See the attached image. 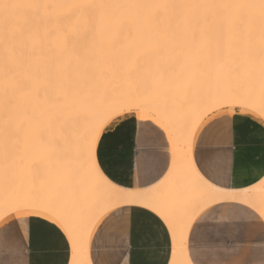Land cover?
I'll use <instances>...</instances> for the list:
<instances>
[{
    "label": "snow or ice",
    "instance_id": "6c2138e0",
    "mask_svg": "<svg viewBox=\"0 0 264 264\" xmlns=\"http://www.w3.org/2000/svg\"><path fill=\"white\" fill-rule=\"evenodd\" d=\"M59 7L66 9L65 14L58 20L57 36H62L65 45L74 42V34L77 28L72 25L71 18L74 12L84 8L109 7L116 12L121 9H149L161 8H191L212 10L215 14L214 31L210 39L215 41V54L213 50L196 47L186 53L177 52L169 45V40L182 39L183 34L178 30L173 31L170 37H160L153 33H145L142 41H133L127 46L108 51L104 43L97 44L93 37L94 51L91 54L78 56L77 61L58 66V62L43 55L48 42L53 38L51 31L46 28L42 33L40 24L42 19L32 14L24 15L15 28L10 29L3 37L0 44L3 45V58L0 60V100L8 110L9 115L5 121L4 132L6 137L13 134L25 136L27 151H32L35 134H29L24 130V124L29 126L34 121L47 124L49 135L39 133V151L37 158L33 159L26 170H18L13 173L11 166L5 179L12 182L14 176L26 174L35 180L42 175V165L57 157L60 141L56 137V128L59 126L65 145L72 143L73 134H79V125L82 116L96 111L101 105L98 100H107L117 93H123L127 88H133L139 94L150 99L162 101L165 106L180 103L189 98L194 85H199L213 77L219 78L226 75L231 79L247 80L250 85H258L252 91H242L239 87L232 88L225 96L223 105L219 110L221 115L209 113L213 118L206 125L201 134L202 139L212 140L216 133L228 121V112L235 114L237 111L246 119L264 124V0L259 4L249 3L246 0H219L211 3L193 4H161V3H115L110 5L95 3H78L76 0H68L61 4H41L35 0H20L17 3L6 4L0 0V9H30ZM258 9L261 20V48L258 62L253 61L249 49L241 47V25L249 20L247 10ZM132 19V18H129ZM114 20L119 27L125 24V18L115 16ZM200 18L193 17V22L199 24ZM232 39V52L227 60L223 58V43L226 37ZM195 38V32H193ZM203 38V34H202ZM168 51L165 56L164 51ZM53 84H59L64 90V98H54L50 94ZM131 87H127V86ZM44 105L40 104L41 100ZM146 105L128 104L126 108L120 105H106L104 114L99 119L89 122L84 143L78 144L80 151L86 153L90 162V173L103 177L111 182L106 164L115 162V150H107L104 158H101L100 145L112 140L116 133L121 132L124 123H131L132 119L138 121L137 152L135 172L139 188L152 185L158 181L165 170L168 169L169 158L168 144L165 143L167 128L163 123H156L147 115L136 116L135 113L145 108ZM22 118L20 127H15L16 117ZM235 116H233V119ZM205 134H207L205 136ZM154 147L149 150L143 147L148 142ZM170 143V141H169ZM157 149H164L159 151ZM233 165L227 170L221 169L217 157L209 152L203 161H197V168L201 176L215 184L213 178L222 171L225 178L232 174ZM258 175L252 180L245 181L246 185L259 183L264 188V161L260 163ZM244 187L243 185H236ZM67 174H57L46 195H37L30 201L18 200L17 205L27 204L34 214L43 217L48 222L51 231L64 239L71 240L75 246L79 243L82 234L78 232L76 220L72 213L75 204V195L68 194ZM128 187L131 189L132 185ZM227 187V185H225ZM126 203L140 204L141 198L136 195L125 197ZM0 205V211L11 210ZM21 207L17 206L16 211ZM144 216L161 232L164 233L166 244L169 242V233L172 236L179 235L183 238L182 225L167 215L158 212L157 207L150 202L143 203L140 208ZM122 214L125 209L117 210ZM264 215V209H261ZM116 216V212L111 213ZM111 218V217H109ZM4 219H10L4 217ZM6 229L15 228V223L0 226V247L7 241ZM61 232L63 235H61ZM0 264H6L0 260ZM167 264V258L165 261ZM189 264H197L195 260ZM219 264V262H218Z\"/></svg>",
    "mask_w": 264,
    "mask_h": 264
},
{
    "label": "bare ground",
    "instance_id": "6f19581e",
    "mask_svg": "<svg viewBox=\"0 0 264 264\" xmlns=\"http://www.w3.org/2000/svg\"><path fill=\"white\" fill-rule=\"evenodd\" d=\"M17 2H20V0H3V3L6 4ZM35 2L41 4H61L68 2V0H35ZM76 2L104 5L115 3L193 4L219 2V0H76ZM246 2L259 4L260 0H246ZM65 11L66 9L59 7L40 8L37 10L0 9V37H3L10 29L15 28L24 15L32 14L38 16L42 19L40 24L41 32L43 33L45 31L43 21H47L46 28L53 34V38L46 45L43 55L54 59L58 62V66L61 67L68 63L74 64L78 56L91 54L94 51L93 37L97 44L104 43L108 51H114L121 46H127L128 39L131 36H136L140 31H149L151 33L162 32V34L163 32L177 30L180 33L186 34H193L195 32V34L200 36L203 34L205 38L211 41V45H215V41L210 39L214 31L215 21V14L212 10L170 7L159 9L157 16L155 10L149 9H121L119 12H116V10L109 7L95 9L84 8L74 12L72 15L71 23L77 28V32L74 34V42H70L68 45H65L62 36H57L58 20L64 16ZM114 15L125 18L123 27L117 25L114 20ZM247 16L249 20L241 25L243 35L261 33L262 22L260 20L259 10L255 8L249 9L247 10ZM193 17L200 18L198 25L193 22ZM148 24L160 25L148 26ZM113 42L115 43V49L112 47ZM228 42L225 43L228 44ZM229 46L232 48L231 45ZM214 48L215 46L212 49L213 51H215ZM204 49L206 50V48ZM2 58L3 45L0 44V60ZM249 85L246 79L237 81L226 75H222L219 78L213 77L210 80H206V82L203 81L202 84L194 85L189 98L175 106H165L162 101L150 99L147 96L139 94L134 88L131 91H128L126 88L123 93H117L107 100H98L97 103L101 106L96 111L82 116L79 125V134H73L70 145H65L63 134L59 126H57L55 134L60 141L57 157L42 165L44 171L34 181L31 179V187L26 185L20 190L13 187H5L7 181L5 176L9 169L7 168L8 164L10 163L11 166L16 164L17 166L23 162L19 161V157L16 156L17 153H14V155V151L12 152L15 149V146H13L15 138L13 137V142L6 140L7 138L3 139L6 137L4 127L9 112L4 107L2 100H0V150L2 149V152L4 149L7 155L9 154L8 151H11L9 156H6L4 151L1 153L2 157L0 156V205L5 206V208L9 204L12 205L10 211H0V224L9 220L4 219V217L10 216L11 219L15 216H22V214L33 213L30 209H27V204L23 206L17 205V201H30L37 195H46L51 184L55 181L57 174H67L69 185L68 194L70 197L73 194L75 195V204L72 207V213L76 220L78 232L82 234L79 243L75 246L69 240L73 264H89L88 243L94 228L103 216L120 206L130 205L140 207L146 202L153 203L162 216L167 215L182 225V241L179 235L172 236L170 233L173 244L170 264H189L186 253V238L189 228L194 219L210 206L224 202H242L254 208L264 219V215H261V209H264V188L260 184L251 189L241 191L215 187L199 174L192 161V148L195 137L201 126L211 117L209 113H214V115L221 113L219 110L230 89L239 87L242 91H249ZM127 87L131 86L129 85ZM50 94L54 98L59 97L61 101L64 98V90L59 84H53L50 89ZM40 104L44 105L45 101L42 99ZM128 104L137 106L140 104L146 105L145 108L136 112L135 115L137 117L147 115L159 123H163L167 128V133L173 147V162L166 176L155 186L144 190L123 189L104 180L103 177H98L90 173V162L87 155L80 151L77 146L78 144L84 143L89 122L102 117L106 105H120L126 108ZM228 113L233 114L231 111ZM22 122V118L17 116L14 126L20 127ZM24 130L29 134H36L35 136H39L40 132H43L46 137L49 135L47 124L39 120L32 122L30 126L24 124ZM36 139L38 141V137ZM24 141L22 142L23 145H21V148L22 146L26 147ZM9 142L10 144H8ZM17 144L19 146L20 143L18 142ZM5 145L8 146L4 147ZM11 145L14 147L13 149H10L12 147ZM36 147H39V145ZM20 150L19 154L22 152ZM32 151L33 154H28L29 152L26 150L23 154L30 155L31 157V155L33 156L36 153L35 150ZM6 157L7 160L10 157L9 161H12V159L14 161L8 163ZM15 160L17 162L19 161L18 164ZM15 168L17 170L18 167ZM20 169L23 168L21 167ZM27 178L29 185V176ZM129 195L139 196L141 198L140 204L126 203L125 197ZM17 206L21 207L20 211H16Z\"/></svg>",
    "mask_w": 264,
    "mask_h": 264
},
{
    "label": "crops",
    "instance_id": "0c3cea01",
    "mask_svg": "<svg viewBox=\"0 0 264 264\" xmlns=\"http://www.w3.org/2000/svg\"><path fill=\"white\" fill-rule=\"evenodd\" d=\"M228 117V121L210 141L202 139L201 134L213 117L201 126L194 140L192 161L198 171L197 161L205 160L212 152L221 169L227 170L229 165L234 167L229 178H225L223 171L214 176L215 184L202 176L208 183L226 190L251 189L259 183L246 185L245 181L258 175L260 163L264 161V124L257 121L254 127L253 122L246 120L238 111L228 113ZM138 127L136 119H132L131 123L125 122L121 132L100 145L102 159L107 150H115V162L105 166L111 176L110 183L123 189L130 190L129 184L132 185L131 190L155 186L166 176L173 162L172 143L165 132L168 169L152 185L139 188L140 181L135 172ZM143 147L151 150L154 145L149 141ZM120 208L125 209L123 219L117 211ZM139 208L120 206L103 216L88 243L89 264H165L166 258L167 264H170L173 252L170 233L166 244L164 233ZM114 211L116 216H111ZM13 222L18 233L6 229L8 236L5 245L0 247V260L6 264H73L69 239L61 241L43 217L34 213L22 214L0 226ZM186 249L189 262L195 260L197 264H264V219L254 208L242 202L215 204L192 222L186 238Z\"/></svg>",
    "mask_w": 264,
    "mask_h": 264
},
{
    "label": "rangeland",
    "instance_id": "374dc122",
    "mask_svg": "<svg viewBox=\"0 0 264 264\" xmlns=\"http://www.w3.org/2000/svg\"><path fill=\"white\" fill-rule=\"evenodd\" d=\"M153 25H156V26H159L160 24H148V26H153ZM168 25H170V24H168ZM172 25H176V24H172ZM145 33H149V31H147V32H143V31H140L139 33H137L136 34V36L134 35V36H131L129 39H128V45L130 44V43H132L133 41H137V42H140V41H142V37H143V35L145 34ZM154 35H157V33H160V34H158L160 37H170L171 36V33L172 32H163V34H162V32H152ZM141 34V35H140ZM183 34V38L182 39H177V40H169L168 42H169V45H170V47L171 48H174L177 52H181V53H186V52H188V51H190V50H194L196 47H201V48H206V50L208 49V48H211V49H213V47L215 46V45H211V41L210 40H208L207 38H205V36H203V38H202V36H200V35H197V34H195V38H193V34H189V33H182ZM136 37V38H135ZM250 38V39H249ZM225 39H227V40H224V43H223V48L225 49L224 51H223V58H224V60H227L228 58H229V56H230V54H231V52H232V50H230V49H232L229 45H231L232 46V39H231V37H229V38H225ZM258 39V40H257ZM231 40V41H230ZM241 41L244 43H242L241 42V47H243V48H246V49H249L250 50V52H251V56H252V60L253 61H257L258 62V60H259V50H260V48H261V33H259V34H252V35H243L242 36V39H241ZM208 42V43H207ZM225 42H228V44H226ZM231 42V43H230ZM249 42V43H248ZM210 43V44H209ZM205 46V47H204ZM212 46V47H211ZM230 48V49H229ZM214 50H215V48H214ZM229 50V51H228ZM229 53H228V52ZM231 51V52H230ZM215 51H213V55L215 54L214 53ZM228 53V54H227ZM165 56H167L168 55V51L167 50H165L164 51V53H163ZM227 56V57H226ZM205 82H206V80H205ZM203 83V82H202ZM202 83H200V84H202ZM248 83V82H247ZM249 87H250V90L249 91H252L253 90V88H255L256 89V91L258 90V85H249ZM145 96V95H144ZM36 135V134H35ZM38 135V134H37ZM21 136V137H20ZM46 136V135H45ZM2 137H4V136H2ZM15 138V141H16V143H15V141L13 142L12 141V139H14ZM24 137V138H23ZM36 137H38V141H37V139H36ZM5 138H7L6 140H8V141H12L13 142V146H15V149L14 150H12V152H13V154L15 153H17L16 154V156L17 157H19V161H22L23 163L21 164V163H19L18 164V162H17V160H15V162H17V166H16V164H14L15 165V167H18L17 168V170H16V168L14 167V165H12L11 166V164L9 163V162H11L12 163V161H14L12 158V161H9L10 160V157H8V159L9 160H7V157H6V161L9 163L8 164V167L7 168H9V166H11V171H13V173H15V172H17L18 170H20L21 172H23V170H26V168H27V166H28V164H30V162L33 160V158H37V154H38V151H39V147H36V146H38L39 145V136H35V138L34 139H36V140H34V144L36 145L37 143H38V145H36L35 147H33V149L32 150H35V152L37 153H35L33 156L31 155V157H30V155H26V154H23V152L26 150V147H23L22 146V148H21V145H23L22 144V142L24 141V139H25V136L23 135V134H21V135H19V136H17V135H15V134H13L11 137H4L3 139H5ZM11 138V139H10ZM22 141H21V140ZM20 143L19 144V146H20V148H19V146H17L18 144L17 143ZM16 145H15V144ZM8 144H10V142L8 143ZM24 144H25V141H24ZM8 145H5L4 147H7ZM12 146V145H11ZM11 146H9V147H11ZM11 147L10 149H13L14 147ZM17 146V147H16ZM3 147V148H4ZM18 148H19V150L20 151H22V152H20V154H19V150H18ZM8 149V148H7ZM9 149V150H10ZM17 149V150H16ZM2 150V149H1ZM1 150H0V156L2 157V155H1V153H3V151L5 152V150L3 149V151L1 152ZM24 150V151H23ZM16 151V152H15ZM27 151V150H26ZM10 152L11 151H8V153L10 154ZM29 153L28 154H33V151H28ZM31 152V153H30ZM22 153V154H21ZM26 153V152H25ZM9 154L7 155L6 154V152H5V155L6 156H9ZM12 154V155H13ZM14 154V155H15ZM11 155V156H12ZM13 157V156H12ZM35 158V159H36ZM17 159V158H16ZM24 160H26V161H24ZM15 162H13V163H15ZM21 165H24L25 166V169H24V166H21ZM22 167L23 169H20V168ZM8 171H9V169H8ZM7 171V172H8ZM28 176L26 175V174H21V175H19V176H14V178H13V180H12V182H8V181H6V184H5V187L6 188H9V187H13V188H16L17 190H20L22 187H24V186H30L31 187V182H32V178L31 177H29V179H30V184L28 185V178H27ZM32 179V180H31ZM34 181V180H33ZM28 182V183H27ZM8 200V199H7ZM10 201V200H9Z\"/></svg>",
    "mask_w": 264,
    "mask_h": 264
}]
</instances>
